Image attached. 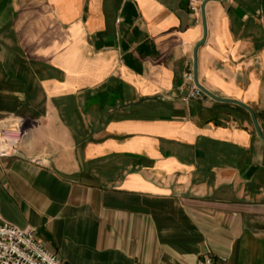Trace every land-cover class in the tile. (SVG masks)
I'll use <instances>...</instances> for the list:
<instances>
[{"label": "crops", "instance_id": "0c3cea01", "mask_svg": "<svg viewBox=\"0 0 264 264\" xmlns=\"http://www.w3.org/2000/svg\"><path fill=\"white\" fill-rule=\"evenodd\" d=\"M198 5L0 0V122L27 124L0 223L64 264H264V139L235 102L264 137V0ZM188 68L218 99H181Z\"/></svg>", "mask_w": 264, "mask_h": 264}, {"label": "built area", "instance_id": "2783aa9c", "mask_svg": "<svg viewBox=\"0 0 264 264\" xmlns=\"http://www.w3.org/2000/svg\"><path fill=\"white\" fill-rule=\"evenodd\" d=\"M188 7L193 13L199 12L198 0H188ZM188 92L181 99L185 102L197 99L204 92L196 84L192 71L188 68L183 74ZM20 123L0 129V157L18 155V147L26 136V129ZM34 161L40 165L43 157ZM0 264H64L55 253L44 248L33 234L32 227H17L8 222L0 223ZM161 264V263H135ZM197 264H214L211 256H205Z\"/></svg>", "mask_w": 264, "mask_h": 264}, {"label": "water", "instance_id": "95a60500", "mask_svg": "<svg viewBox=\"0 0 264 264\" xmlns=\"http://www.w3.org/2000/svg\"><path fill=\"white\" fill-rule=\"evenodd\" d=\"M195 81H196V76H195ZM196 84H197L198 87H199L202 91H204L207 95H209V96H211V97H213V98H215V99H218V98H216L214 95H212L209 91H207L204 87L200 86L197 82H196ZM220 100L228 101V100H226V99H220ZM230 101H231V100H230ZM235 102L238 103V104H240L241 106H243L244 108H246V109L249 111V113L251 114V117H252V120H253V123H254V127H255V129H256L257 134H258L262 139H264L263 135H262L261 132H260V129H259V126H258V123H257V120H256V117H255L254 112H253L248 106H246V105H244V104H242V103H240V102H238V101H235Z\"/></svg>", "mask_w": 264, "mask_h": 264}, {"label": "rangeland", "instance_id": "374dc122", "mask_svg": "<svg viewBox=\"0 0 264 264\" xmlns=\"http://www.w3.org/2000/svg\"><path fill=\"white\" fill-rule=\"evenodd\" d=\"M18 123H20L18 119H12V118L4 119L2 122H0V129H2L3 127L4 128L5 127L6 128L12 127L13 125H16ZM21 123H22V126L26 129L27 124L24 121H21ZM24 139H23V141H24Z\"/></svg>", "mask_w": 264, "mask_h": 264}]
</instances>
